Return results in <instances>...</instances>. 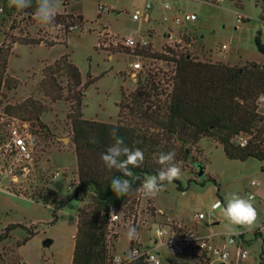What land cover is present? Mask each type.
Returning <instances> with one entry per match:
<instances>
[{
    "label": "rangeland",
    "instance_id": "374dc122",
    "mask_svg": "<svg viewBox=\"0 0 264 264\" xmlns=\"http://www.w3.org/2000/svg\"><path fill=\"white\" fill-rule=\"evenodd\" d=\"M239 1L240 6L234 0H224L220 4L208 0H55L56 14H67L72 18L65 26L54 23L44 29L48 39L57 43L52 46L44 43L17 44L7 60L9 79L16 83V87L11 91L4 90L7 98L3 106L30 96L42 100L47 111L41 116V121L52 130L53 136L35 139L34 162L27 170H22L25 161L5 158L0 153V234L9 228V236L0 242V264H72L77 215L81 207V202L72 198L74 183L78 179L77 158L70 139L71 129L65 124L67 104L63 101L53 103L39 90L45 65L70 54L81 73L82 84L92 81L85 89L83 117L115 124L122 91L127 93L136 88L132 65L138 59L126 52L132 49L115 45L118 42L145 38L152 48L160 51L173 39L192 54L214 63L243 65L253 62L264 65V53L256 43L258 37L264 45V22L260 18L263 1ZM146 4L151 5L149 14L143 9ZM163 4L171 6L164 8ZM34 8L35 4L33 8L26 9L27 14L33 15ZM136 14L141 15V19L135 20ZM184 14H195L197 18L178 24L175 19ZM34 22L30 28L28 25ZM18 23L21 28L29 27L32 32L42 28L35 18L27 19V16L21 17ZM66 29L68 33H65ZM185 32L192 34L189 46L181 41ZM14 34L19 35L17 31ZM224 45L227 47L225 50L222 49ZM141 60L143 65L150 63ZM150 65L167 68L158 61ZM260 110L264 114V101L260 103ZM63 138H68V141L64 142ZM197 146L201 165L190 160L189 167L182 169L178 181L184 191L179 190L175 183L166 184L157 197L145 201L151 200L167 216L186 229L211 237L218 246H222L224 239L232 234L244 231L243 238L229 246L228 260L224 263L214 261L213 264H264V161L228 159L222 146L209 137L202 138ZM201 166L203 174L199 175ZM37 171L50 179L48 187L59 199L68 200L57 212L56 219L52 206L36 202L26 192L28 183L37 178ZM249 193L255 195L252 203L259 214V226L248 231L227 225L223 215L225 197L228 194L249 197ZM216 201L222 204L214 211V218L196 219L197 213L207 215ZM141 219L143 225L134 226L138 233L135 241L142 248L153 249L162 264H168V259L176 264L199 263L188 249L173 255L160 244V240L156 245L152 215L144 212ZM130 227L133 226L127 222L111 226L110 236L117 234V239L110 240L111 255L125 257L130 252L127 239ZM258 230L260 235L256 234ZM47 240L51 243L45 246ZM239 248L248 252L246 258L237 256Z\"/></svg>",
    "mask_w": 264,
    "mask_h": 264
},
{
    "label": "trees",
    "instance_id": "16d2710c",
    "mask_svg": "<svg viewBox=\"0 0 264 264\" xmlns=\"http://www.w3.org/2000/svg\"><path fill=\"white\" fill-rule=\"evenodd\" d=\"M234 1L240 6L239 0ZM259 1H263L260 18L264 22V0ZM26 16L27 19L34 18L26 10L17 12L8 6V0L4 1V12L0 17V146L9 136L12 118L29 122L36 138L53 136L52 130L41 121V116L47 111L42 100L30 96L3 106L7 98L4 90L11 91L16 87V83L9 79L7 64L13 47L17 44L44 43L52 46L57 43L49 40L48 33L44 32L48 27L33 32L29 30L36 21L28 28H21L19 19ZM69 20L72 18L67 14H56L55 23L61 26ZM73 27L71 25V30ZM15 31L19 35H15ZM68 32L66 29L65 33ZM191 36L185 32L181 41L189 46ZM256 43L264 53V45L258 37ZM101 45L99 40V48ZM184 49L181 43H177L166 45L160 51L152 48L151 44L126 51L145 62H161L167 68L152 67L150 63L143 65L135 79L136 88L127 93L122 91L115 124L83 117L85 89L92 81L82 84L81 73L70 54L45 65L39 90L53 103L63 101L67 104L65 124L71 129L70 139L77 158L78 179L74 183L72 198L79 200L81 207L77 215L72 264H108L111 259L110 240L117 239V234L110 236L111 226L124 224L136 212L138 195L134 190L126 196H117L111 190L113 177L131 178L124 177L116 169H108L100 159L101 153L114 142L110 136L113 128L118 130L128 147L140 148L144 153L143 164L131 169L139 177L133 182V189L161 167L156 163L161 152L174 149L176 160L182 161V169L189 167L190 160L201 165L197 145L204 137L221 145L228 159L264 161V114L260 110V99L264 97V65L253 62L243 65L214 63ZM240 137L247 138L243 146L240 145ZM90 138H95L96 142H89ZM36 176L28 183L26 192L36 202L52 206L56 219L57 212L68 200L59 199L48 187L51 182L43 172L37 171ZM173 183L184 191L180 181ZM112 208L122 212V221L111 223ZM8 230L0 234V242L9 236ZM133 243L134 240L130 241V247ZM195 258L198 264H210L205 255H195ZM136 264L146 263L138 260ZM168 264L176 263L168 259Z\"/></svg>",
    "mask_w": 264,
    "mask_h": 264
},
{
    "label": "built area",
    "instance_id": "2783aa9c",
    "mask_svg": "<svg viewBox=\"0 0 264 264\" xmlns=\"http://www.w3.org/2000/svg\"><path fill=\"white\" fill-rule=\"evenodd\" d=\"M215 4H220L224 0H208ZM144 12L149 14L148 11L151 9L150 4H146L144 7ZM103 11L104 8H101ZM4 12V0H0V17ZM135 20L141 19V15H134ZM195 14H184L182 17H177L175 21L178 24H183L184 22H190L196 20ZM238 20L241 19V16H237ZM74 29V27H73ZM171 38L170 34L168 35ZM112 37V36H111ZM172 43V44H171ZM180 43L179 41L171 39L169 46H173L174 44ZM115 45L123 46L125 48L134 49L138 46L143 47L149 45V42L142 38L139 41H134L132 39H128L124 42H118ZM227 47L224 45L222 47L225 50ZM134 72L132 73V77L136 79L137 73L139 70L143 68L142 60L138 57L137 61H135L132 65ZM264 101V97H261L260 102ZM35 135L32 131L31 124L27 121H22L17 118H12L11 124L9 127V136L6 142L0 147V153L3 157H12L15 158L16 161L23 160L26 165L22 168V170H27L30 166L33 165L34 162V143H35ZM240 145L243 146L247 142V138L240 137ZM252 185H256V183H252ZM249 197L252 199L255 198V195L249 193ZM138 196V205L136 207V212L132 214L126 222L131 226H142L144 221L141 219L143 213L146 212L148 215H152L154 222V230L155 235L157 237L155 243L156 245L160 244L167 247V249L173 254H182L186 249L190 250L194 255H205L210 259V263L213 264L214 261H220L222 263L226 262L229 258V246L234 245L237 242L238 238H243L244 231H239L236 234H232L228 239H224V244L222 246H218L211 241V237L199 235L197 232H194L190 229H186L179 222L170 218L166 215V213L157 209L153 202L149 203ZM220 201H216L210 212L206 215L204 213H197L196 219H204L206 216L210 218H214V211L221 206ZM111 223H117L122 221L123 215L122 212L116 209H111L110 211ZM159 217L160 219H157ZM135 251L136 255L139 257L138 260H143L146 264H162L158 255L153 251V249L142 248L141 245L138 244L134 240V243L131 247L130 251ZM128 255V254H127ZM127 255L125 257L111 255V259L108 264H113L116 257H120L121 261L126 262ZM237 256L241 259H244L248 256V252L246 250L238 249ZM25 264V263H21Z\"/></svg>",
    "mask_w": 264,
    "mask_h": 264
},
{
    "label": "clouds",
    "instance_id": "9594fccd",
    "mask_svg": "<svg viewBox=\"0 0 264 264\" xmlns=\"http://www.w3.org/2000/svg\"><path fill=\"white\" fill-rule=\"evenodd\" d=\"M33 16L42 27L54 25L56 18L55 0H8V6L17 12H24L26 9L33 8ZM171 5L163 4L162 7L169 8ZM113 143L101 153L100 159L108 169H116L123 173L124 177L131 179L113 177L111 180V190L117 196H126L133 190L143 199L157 197L166 184H171L180 179L182 174V161L176 160V151L161 152L156 163L161 167L153 175H147L139 187L133 189V182L139 177L131 170L139 168L144 162V153L140 148H130L125 144L124 138L118 134V130L113 128L110 132ZM91 143H95V138H90ZM136 143H139L137 141ZM226 203L223 205V215L227 225L242 227L248 231L255 230L258 225L259 214L252 203L251 197L239 194H228L225 197ZM138 238L137 229L133 226L127 232L129 241ZM139 257L135 251H130L126 262L116 257L113 264H136Z\"/></svg>",
    "mask_w": 264,
    "mask_h": 264
},
{
    "label": "water",
    "instance_id": "95a60500",
    "mask_svg": "<svg viewBox=\"0 0 264 264\" xmlns=\"http://www.w3.org/2000/svg\"><path fill=\"white\" fill-rule=\"evenodd\" d=\"M63 141H64V142H65V141H68V138H63ZM202 174H203V167L201 166V167H200L199 175H202ZM50 243H51V240H47V241H45L44 245H45V246H48V245H50Z\"/></svg>",
    "mask_w": 264,
    "mask_h": 264
},
{
    "label": "crops",
    "instance_id": "0c3cea01",
    "mask_svg": "<svg viewBox=\"0 0 264 264\" xmlns=\"http://www.w3.org/2000/svg\"><path fill=\"white\" fill-rule=\"evenodd\" d=\"M194 209H195V210H199V208H194ZM258 231H259V230H258ZM258 231H257V232H258ZM260 234H261V233H259V234L257 233V235H260Z\"/></svg>",
    "mask_w": 264,
    "mask_h": 264
}]
</instances>
